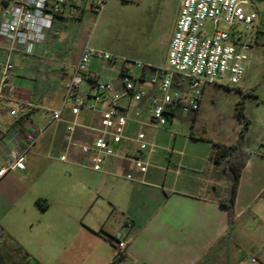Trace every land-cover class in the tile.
<instances>
[{"label": "crops", "instance_id": "1", "mask_svg": "<svg viewBox=\"0 0 264 264\" xmlns=\"http://www.w3.org/2000/svg\"><path fill=\"white\" fill-rule=\"evenodd\" d=\"M253 8L264 23V10L260 12L257 5ZM90 14L93 12L87 9L67 8L54 20L43 42L12 52L13 101L0 106V139L5 138L24 116L40 128L48 127L45 109L61 105L64 84L89 40L83 22ZM77 16L79 19L75 18ZM173 33L168 41V51ZM4 40L0 37V62L6 60L10 51V42ZM52 52L58 62L52 61L48 65L60 67V73L58 70L53 79L47 78V87L39 77L28 83L32 65L46 64L45 56ZM251 57L255 61L264 58V32ZM69 60L73 62L71 73L66 68ZM250 61L247 70L253 65ZM102 63L107 64V68L98 69ZM115 64L94 58L88 74L100 81L114 82L119 87L121 65L117 68ZM143 64L155 68L162 66L153 61ZM51 72L53 74V69L46 76ZM84 82L91 88L89 80ZM12 109L17 111L16 116L10 115ZM64 117L63 122L49 126L46 135L31 149L26 158V169L9 173L17 180V186L23 187L53 151L58 163H70L81 170L65 174L57 166H50L43 170L45 177L41 189L33 184L23 187L24 195L16 198V203L26 202L36 207L42 213L40 220H12L7 216L10 212L0 210L2 264H15L14 255L19 249L28 256L23 264L29 261L38 264H113L117 249L112 237L117 232L123 233L127 241L126 258L117 264H214L219 257H225L227 264L230 258L245 251L241 236L237 234L243 216L248 215L249 225L252 223L255 227L258 224L264 231V143L261 144L263 149L251 153L242 171L235 202V224L230 226L228 211L220 203L226 186L223 166L212 158V143L195 139L193 135L191 141L197 144L191 145L187 140L181 144L174 138V150L169 155L165 145V132L169 131L144 127L148 141L162 150L143 154L150 164L146 173H140L131 160L118 158L108 159L104 171L95 172L83 165L85 159L80 156L72 155L70 161H60L59 157L66 149V122L71 115L66 112ZM80 120L94 124L98 118L83 114ZM89 137L84 131H78L76 135L80 141H87ZM3 158L0 151V168L4 164ZM29 228L38 235L34 243L27 238ZM248 238L246 249L253 251L256 260L260 258L264 262V234L248 231Z\"/></svg>", "mask_w": 264, "mask_h": 264}, {"label": "built area", "instance_id": "2", "mask_svg": "<svg viewBox=\"0 0 264 264\" xmlns=\"http://www.w3.org/2000/svg\"><path fill=\"white\" fill-rule=\"evenodd\" d=\"M105 5L106 0H0V37L10 42L7 58L0 62V106L13 101L14 50L43 42L54 20L67 8L87 9L100 15ZM251 5L250 0H182L166 64L158 68L131 62L86 43L64 84L60 107L45 109L48 127L40 128L24 116L0 139L4 157L0 178L25 170L31 149L49 126L65 120L66 112L71 118L66 122V149L60 161L80 156L85 159L84 166L103 172L108 159L118 158L131 160L140 173H146L150 164L142 156L147 152L155 154L158 148L148 141L144 127L168 130L180 113L200 111L207 87L238 86L244 79L251 52L264 32L260 14ZM221 25L226 30H221ZM94 58L121 62L119 87L89 76ZM134 66L140 69L138 76ZM87 80L91 88L81 92L80 87ZM10 114L16 116L17 111L12 109ZM83 114L97 117V123L81 122ZM78 131L90 135L89 139L78 140ZM1 236L0 228V247ZM112 241L117 256H125L127 241L123 233L117 232Z\"/></svg>", "mask_w": 264, "mask_h": 264}, {"label": "rangeland", "instance_id": "3", "mask_svg": "<svg viewBox=\"0 0 264 264\" xmlns=\"http://www.w3.org/2000/svg\"><path fill=\"white\" fill-rule=\"evenodd\" d=\"M181 1L106 0V5L100 15L90 14L84 19L83 23L89 36L87 43L97 50L109 52L131 62L143 64L153 61L164 66L168 41L175 28ZM250 2H252L251 6L257 5L260 12L264 10V0H250ZM248 8L252 9L250 6ZM207 28L210 31L213 29L211 24H208ZM220 29L226 30V27L221 25ZM53 40L54 37L50 39V42ZM53 54L54 52L45 56V60L48 62L45 61L46 64L41 67L32 65L29 70L30 78H27L28 83H32V79L39 77L40 82L41 79L45 80H42V82H46L43 83V86L47 87V78L56 76L58 70L60 73V67L48 65L49 62V64L58 62ZM69 61L68 64L66 63V68L71 73L70 65L73 62ZM250 62L253 65L246 71L244 79L238 86L207 87L198 113H180L172 121L168 128L169 132L164 131L166 133L165 145H167L166 149L169 150V155L174 150V138H177L181 144L186 140L191 142V145L197 144L191 141L194 137L207 140L213 145L227 146L237 145L244 139L243 148L247 152L252 153L263 149L261 144L264 143V58L255 61L254 57H251ZM120 63L119 61L115 64L117 68H120ZM101 68H107V64L102 63L98 66V69ZM52 69L53 74L51 72L46 76V73ZM134 69L135 75L138 76L140 69L136 66ZM88 89H90V84L87 82H84L80 87V91L83 92ZM238 105L244 106V115L249 121L247 129L245 123L237 117ZM10 115L8 117H11ZM157 150L158 152L162 151L159 147ZM56 156L55 151L51 152L48 157L46 156L43 166L37 168L31 180L24 186L33 184L41 189L45 177L43 170H48L50 166H57L56 168L65 174L69 171L73 173L81 170L80 167L72 166L70 163L68 165L58 163L55 160ZM17 184L12 173L6 175L3 180L0 179V210L10 212L7 216L12 220H40L42 213L40 210L37 211L36 207L31 204L27 205L26 202L24 204L16 203V198L24 195V186L19 187ZM249 221L248 215L243 216L237 230V234L241 236V246L245 251H241L239 256H235L236 259L230 258L227 264H264L260 258L256 260L252 250L246 249V245L249 243L248 231L254 234L255 232L264 234L260 225L257 224L254 227L252 223L249 225ZM26 235L32 243L38 237L34 229L30 228ZM225 260V257H219L214 264H225ZM27 264H33V262L29 261Z\"/></svg>", "mask_w": 264, "mask_h": 264}, {"label": "trees", "instance_id": "4", "mask_svg": "<svg viewBox=\"0 0 264 264\" xmlns=\"http://www.w3.org/2000/svg\"><path fill=\"white\" fill-rule=\"evenodd\" d=\"M79 19V16L75 17ZM237 117L241 119L246 126V129L249 126V121L245 118L244 115V106H237L236 109ZM193 134H191L192 136ZM244 139L237 144V145H221V144H215L212 158L214 161L223 166V175L225 178L226 186L224 189V196L222 199H220L221 205L226 207L228 211V218H229V225L233 226L235 224V202H236V196L238 191V185L239 180L242 174V171L244 167L246 166V163L248 159L251 156V153L247 152L243 148ZM14 263L17 264H23L26 259H28V256L23 250L19 249L17 252H15L14 255ZM126 257L123 256H117L113 264H117L121 261H123Z\"/></svg>", "mask_w": 264, "mask_h": 264}, {"label": "water", "instance_id": "5", "mask_svg": "<svg viewBox=\"0 0 264 264\" xmlns=\"http://www.w3.org/2000/svg\"><path fill=\"white\" fill-rule=\"evenodd\" d=\"M10 112H11V110H10Z\"/></svg>", "mask_w": 264, "mask_h": 264}]
</instances>
